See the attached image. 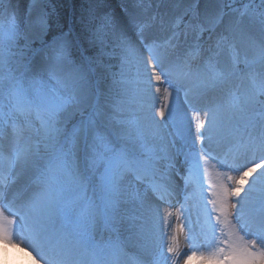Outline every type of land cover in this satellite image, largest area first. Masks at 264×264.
<instances>
[{
	"label": "snow or ice",
	"instance_id": "6c2138e0",
	"mask_svg": "<svg viewBox=\"0 0 264 264\" xmlns=\"http://www.w3.org/2000/svg\"><path fill=\"white\" fill-rule=\"evenodd\" d=\"M0 242L264 264V0H0Z\"/></svg>",
	"mask_w": 264,
	"mask_h": 264
},
{
	"label": "rangeland",
	"instance_id": "374dc122",
	"mask_svg": "<svg viewBox=\"0 0 264 264\" xmlns=\"http://www.w3.org/2000/svg\"><path fill=\"white\" fill-rule=\"evenodd\" d=\"M59 6L62 10L66 9L69 14L73 11V9L79 11L81 6L86 4V0H58ZM114 6H118L120 3V0H111ZM19 248H14L11 245H5L3 242H0V253H3V260L0 262V264H19L22 257L20 258H12L10 259L9 256H11V250L17 251ZM20 253V252H19ZM23 255V260H28L29 263H31L30 257L27 256V253H21Z\"/></svg>",
	"mask_w": 264,
	"mask_h": 264
},
{
	"label": "bare ground",
	"instance_id": "6f19581e",
	"mask_svg": "<svg viewBox=\"0 0 264 264\" xmlns=\"http://www.w3.org/2000/svg\"><path fill=\"white\" fill-rule=\"evenodd\" d=\"M182 98H183V94L181 93V95H180V100L178 101V103H181L182 102ZM173 223H175V220L173 219ZM20 252V253H19ZM11 256H9V258L10 259H12V258H20V257H22V259L21 260H23V255L21 254V253H23L20 249H18L17 251H14V250H11ZM25 259V258H24ZM28 261V260H27ZM12 264V263H11ZM29 264H31V263H29ZM192 264H199V262L198 261H196V260H194V261H192Z\"/></svg>",
	"mask_w": 264,
	"mask_h": 264
},
{
	"label": "clouds",
	"instance_id": "9594fccd",
	"mask_svg": "<svg viewBox=\"0 0 264 264\" xmlns=\"http://www.w3.org/2000/svg\"><path fill=\"white\" fill-rule=\"evenodd\" d=\"M2 260H3V253H0V262H2ZM19 264H29V262L27 260H21Z\"/></svg>",
	"mask_w": 264,
	"mask_h": 264
}]
</instances>
